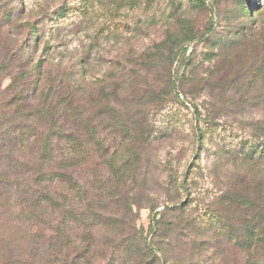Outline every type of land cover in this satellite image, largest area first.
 <instances>
[{"label":"rangeland","instance_id":"obj_1","mask_svg":"<svg viewBox=\"0 0 264 264\" xmlns=\"http://www.w3.org/2000/svg\"><path fill=\"white\" fill-rule=\"evenodd\" d=\"M243 1L0 0V264H250L210 213L241 179L264 197V158L228 153L264 151V0ZM64 103L92 220L31 207Z\"/></svg>","mask_w":264,"mask_h":264},{"label":"trees","instance_id":"obj_2","mask_svg":"<svg viewBox=\"0 0 264 264\" xmlns=\"http://www.w3.org/2000/svg\"><path fill=\"white\" fill-rule=\"evenodd\" d=\"M189 1L191 4L204 3V0ZM243 2V0H237L238 4H243ZM52 108L53 106L46 105L40 112L46 116L47 131L38 148V157L42 160V168L37 171L36 180L39 181V189L32 192L35 203L31 207L34 211L45 214L49 212L51 215L53 212L62 211L64 216L66 214L74 221H80L81 217H88L92 220L95 218L90 205L93 196L92 188L81 184L77 180L78 173L73 171L78 160L79 163H86L89 123H86L84 117L81 116L80 110L75 111L74 115L68 119L67 114L70 107L65 103L60 105L61 110L56 112L60 114L62 111L61 121L56 119V116H52ZM60 115L58 116L60 117ZM77 132H81V136H78ZM16 143L15 141L14 144L16 145ZM102 143L101 138L97 136L96 144L101 145ZM14 144H10L11 149ZM11 149H9L10 152ZM228 153L234 158H241L250 163H256L259 159L264 158V151L261 153L260 150L254 149L251 152L232 150ZM57 154L60 159L56 158ZM11 163L13 167H17V163L22 164L17 158L8 162V167L11 166ZM54 163L55 167H52ZM7 168L1 173L3 174ZM15 177L13 176V179ZM55 181L61 183L62 186L60 188L56 186L54 189ZM250 184L249 180L245 183V179H241L240 184L226 191L225 196L221 199L220 208L211 210L210 213L214 215L215 223L213 224L216 225L218 231L225 235L226 230L229 229V234L237 242V245L250 253V264H264V197L251 196L253 190L247 188ZM164 228L165 221L161 219V216L155 215L152 218L150 233L153 234L152 237L156 240V244L161 241L158 238L162 236ZM158 249L161 248L158 246ZM138 250L143 255L146 246H139Z\"/></svg>","mask_w":264,"mask_h":264}]
</instances>
